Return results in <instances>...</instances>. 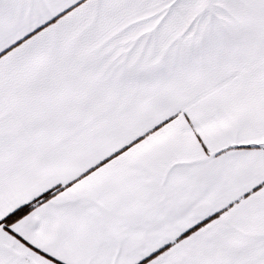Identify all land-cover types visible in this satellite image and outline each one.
I'll list each match as a JSON object with an SVG mask.
<instances>
[{"label": "snow or ice", "instance_id": "obj_1", "mask_svg": "<svg viewBox=\"0 0 264 264\" xmlns=\"http://www.w3.org/2000/svg\"><path fill=\"white\" fill-rule=\"evenodd\" d=\"M0 264H264V0H0Z\"/></svg>", "mask_w": 264, "mask_h": 264}]
</instances>
